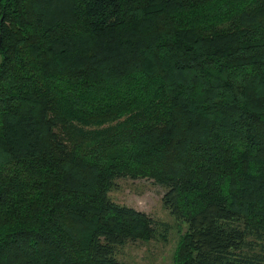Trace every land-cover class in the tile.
Masks as SVG:
<instances>
[{
	"label": "trees",
	"instance_id": "1",
	"mask_svg": "<svg viewBox=\"0 0 264 264\" xmlns=\"http://www.w3.org/2000/svg\"><path fill=\"white\" fill-rule=\"evenodd\" d=\"M0 264H126L153 180L174 264H264V0H0Z\"/></svg>",
	"mask_w": 264,
	"mask_h": 264
},
{
	"label": "rangeland",
	"instance_id": "2",
	"mask_svg": "<svg viewBox=\"0 0 264 264\" xmlns=\"http://www.w3.org/2000/svg\"><path fill=\"white\" fill-rule=\"evenodd\" d=\"M1 61V57H0ZM165 189L153 180L121 179L110 193L114 202L132 207L152 217L158 240L129 243L120 249L119 259L126 264H174V253L184 227L171 217L163 205Z\"/></svg>",
	"mask_w": 264,
	"mask_h": 264
}]
</instances>
